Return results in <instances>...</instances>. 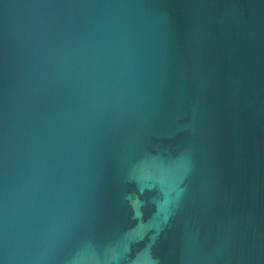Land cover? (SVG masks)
<instances>
[{"label":"water","instance_id":"95a60500","mask_svg":"<svg viewBox=\"0 0 264 264\" xmlns=\"http://www.w3.org/2000/svg\"><path fill=\"white\" fill-rule=\"evenodd\" d=\"M0 264H264V0H0Z\"/></svg>","mask_w":264,"mask_h":264}]
</instances>
